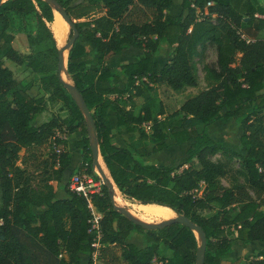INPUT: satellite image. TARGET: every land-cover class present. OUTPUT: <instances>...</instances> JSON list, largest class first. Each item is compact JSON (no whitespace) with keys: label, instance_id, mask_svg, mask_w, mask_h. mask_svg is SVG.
Here are the masks:
<instances>
[{"label":"trees","instance_id":"1","mask_svg":"<svg viewBox=\"0 0 264 264\" xmlns=\"http://www.w3.org/2000/svg\"><path fill=\"white\" fill-rule=\"evenodd\" d=\"M55 1L78 33L67 72L92 112L100 158L121 196L138 205L169 208L200 226L206 238L204 264H240L230 256L233 242H264V5L181 0L182 17L167 13L173 0ZM54 19L42 0H6L0 6V264H81L80 255L92 252L86 200L68 189L66 199H57L53 188L71 164L61 136L75 132L81 134L76 171L88 163L97 179L88 128L56 75L59 46L49 27ZM16 35L38 50L21 54ZM207 47L216 53L214 65L205 67L208 88L166 115L155 88H196L193 61ZM129 48L142 54L132 63L108 66L111 57ZM161 48L173 54L159 67L154 58ZM5 60L29 74L17 81ZM36 75L44 90L52 88L47 100L27 94ZM51 101L61 102L68 115L33 124ZM110 112L116 130L131 136L125 147L108 138ZM222 119H237L244 154L205 132ZM144 125L149 132L142 130ZM167 142L189 143L186 168L143 161L167 149ZM44 147L49 152L40 158ZM217 155L224 160L213 161ZM236 159L239 169L231 170L228 163ZM222 179L229 187L222 186ZM90 201L102 215L101 264H150L160 254L164 264H195L199 243L189 229L172 224L147 231L133 225L113 207L103 185ZM135 233L144 236V248L127 242ZM248 264H264V247Z\"/></svg>","mask_w":264,"mask_h":264},{"label":"rangeland","instance_id":"2","mask_svg":"<svg viewBox=\"0 0 264 264\" xmlns=\"http://www.w3.org/2000/svg\"><path fill=\"white\" fill-rule=\"evenodd\" d=\"M256 1H258L260 5H264V0H256ZM167 11H169V14L171 16L182 15L183 17L185 15V13L183 14L181 12L180 2L178 0H173L172 6ZM56 15L57 13H55V19H56ZM55 19H54V22H55ZM53 23H51L49 27H51ZM16 25L20 26V24H16ZM67 36H68V33L66 37L63 39V41L67 38ZM15 42L17 44L18 51L23 55L31 54L37 51L39 48V47H34V48L29 49L26 46L24 39L20 35L15 36ZM172 54H173L172 49L161 48L155 58V61L157 62L158 66L162 67L166 62H168V60L172 57ZM215 61H216V53H215V49L212 47H207V49H205V51L203 52V56L201 58L196 57L194 59L193 62L196 68V75L198 78V86L196 88H186L180 92L172 91L165 84L158 85L155 88L153 95L154 97H157L162 102L166 115L173 113L180 107V105L184 101L192 98L193 96L198 94L200 91L208 88V82L205 79L206 77L205 67H207L208 65H214ZM108 64L111 66V63H109V61H108ZM4 66L9 68L12 71L13 76L17 81H22V79L29 74L28 70L21 69L18 67V65L8 60L4 61ZM40 77H41L40 75L34 76V81L29 87L28 91L31 93V95H34L35 97L42 96L47 100L49 94L51 93L52 88H48V90H44L42 88L41 82H39ZM67 110L68 109L65 108L62 105V103L59 101L48 102L45 112L42 113V116L38 115L37 117H35L33 119V124L39 125L42 122H45V121L47 122L53 116L59 117V118L61 117L65 118L68 115ZM142 130H144L145 132H149L148 125H144L142 127ZM205 132L215 142L220 143L221 145H223L224 147L232 151H236V152L244 154L239 144L240 137L243 134V130L240 124L237 122V119L218 121L206 127ZM79 139H81V134L79 132H75L74 134L71 135L69 139L70 150H68L70 155H71V152H74L76 141H78ZM167 145L168 147H171V146L173 147L167 149L166 151H161L160 153H157L155 155L154 162H156L157 165H161V166L165 164L171 165L177 171H180L181 169L186 168L187 155L185 151L187 150L189 143L179 145V146H174V142H167ZM176 149L180 150L179 154L176 157H174V161H171V163H167V161L169 160L168 158H169L170 153L176 151ZM48 152H49V148L47 147L41 148V150L39 151V155H40L39 157L44 158L46 153ZM74 160H75V153H73V161ZM212 160L217 161V160H224V159L220 155H217L213 157ZM228 166L231 170H238L239 161L237 159L233 160L232 162L228 163ZM75 172H76V169L71 170L66 175L64 174V177L61 180V182L54 184L56 185L57 190L65 191L67 189V182L70 176ZM94 175L95 177H97L96 180L102 181L100 174L98 173L97 170H94ZM221 184L224 187H229L228 180L226 179H222ZM102 185L104 186V184ZM251 195L253 196V194ZM118 196L116 197V204L118 207H124L128 210H132L133 212L137 211V209L139 208L138 207L139 205L137 203L122 197L121 194H119ZM137 213L139 214L138 211L135 214ZM141 221L146 222V223H151V224H159L164 220L143 218L141 219ZM263 247H264V242H253V243H250L249 245H242L240 242L235 241L233 242L232 253L230 256L233 259L239 260L240 264H248L251 259H254L256 257L258 250L262 249ZM163 256H164L163 254H160L158 257L162 258ZM166 256L168 255H165V257Z\"/></svg>","mask_w":264,"mask_h":264},{"label":"water","instance_id":"3","mask_svg":"<svg viewBox=\"0 0 264 264\" xmlns=\"http://www.w3.org/2000/svg\"><path fill=\"white\" fill-rule=\"evenodd\" d=\"M5 1L6 0H0V6ZM42 1L48 4L52 8L53 12H56L68 26L69 29L68 36L64 41L61 42V47H58L56 75L58 77L59 83L68 92L73 102L75 103L76 107L78 108L80 114L84 118L85 124L89 131L92 168L97 170L98 173L100 174L101 180L109 193V198L113 207L117 210L119 214H121L124 218L130 221L133 225L143 230L156 231L163 229L172 224H177L189 229L191 232H193L196 235V238L199 241V245L196 249L195 264H204L206 238L200 226L192 223L188 218L184 216H177L175 214L172 219L162 221L159 224L142 222L140 220L135 219L128 209L124 207H117L114 204V188H113L114 184L112 183L110 178L106 177L98 161V159L100 158V152L95 137L92 112L88 109L84 99L82 98L78 90L72 85V83L71 82L66 83L62 80V71L65 66L64 54L67 53V58H68V52L72 47V45L74 44V42L76 41L78 33L75 30L74 24L69 18L64 8H62L55 0H42ZM71 30H73V34L70 37ZM67 58H66V68H67Z\"/></svg>","mask_w":264,"mask_h":264},{"label":"crops","instance_id":"4","mask_svg":"<svg viewBox=\"0 0 264 264\" xmlns=\"http://www.w3.org/2000/svg\"><path fill=\"white\" fill-rule=\"evenodd\" d=\"M181 4V0H178ZM181 9V8H180ZM169 10V9H168ZM182 12V11H181ZM167 13L169 14V11H167ZM184 14V13H183ZM88 47L90 49H93V46L92 45H88ZM167 49H171V48H167ZM173 51V49H172ZM159 52V51H158ZM142 54V50L139 49V48H129L127 50H124L122 51L120 54L116 55V56H113L110 60H109V63H111V66L108 64L109 67L111 68H115L117 67L118 65H120L121 63H132L134 61V59L138 56H140ZM157 56V54H156ZM117 59H116V58ZM156 58V57H155ZM155 58H154V61H155ZM116 60V61H115ZM156 62V61H155ZM114 63V64H112ZM157 63V62H156ZM158 65V64H157ZM25 78V77H24ZM23 78V79H24ZM124 81V80H123ZM123 81L121 83H123ZM27 94L31 97H35L34 95H31V93L29 91H27ZM46 114V113H45ZM42 116V114L40 115ZM61 118H64V117H61ZM224 120V119H222ZM221 121V120H220ZM46 122V121H45ZM44 123V122H42ZM106 130H107V135H108V138L118 144L120 147H125L127 144H129V141H130V135H128L125 130H116V121H115V117H114V113L110 112L108 114V121L106 123ZM80 133V132H79ZM71 135L66 136V141H67V149L70 150L69 148V139H70ZM135 139L138 138V134H135L134 135ZM80 140V139H79ZM78 140V141H79ZM76 141V144H75V150L74 152H71V164L69 166V168L64 172V174L66 175L67 173H69L71 170H74L76 169L78 166H79V163L81 162V154L79 152V150L77 149V142ZM183 145V144H182ZM173 147V146H171ZM171 147H168L167 149L171 148ZM167 149L165 150H162V151H166ZM148 151H150V148L147 149ZM161 152V151H160ZM158 152V153H160ZM180 150L179 149H176V151L170 153L169 155V160L167 161V163H171V161H174V157H176L178 154H179ZM186 152V151H185ZM73 153H75V160L73 161ZM157 154V153H156ZM156 154H152L151 156L147 157V158H144L143 161L144 162H147V163H151V164H154V165H157L156 162H154V158H155V155ZM102 161V160H101ZM103 163V162H102ZM158 166H161V165H158ZM171 167V165H168V164H165L163 165V167ZM64 174H63V177H64ZM62 177V179H63ZM55 183H53V188H54V192L56 194V198L57 199H66L67 198V194L65 193V191H59L57 190V187L56 185H54ZM59 191V192H58ZM120 194V193H119ZM118 195L116 194V197ZM0 203H1V194H0ZM128 243L130 244H133L134 246H136L137 248L139 249H142L145 247V242H144V236L141 235V234H138V233H135L131 236V238L127 241ZM90 254H81L80 255V259H81V264H86L87 261H88V257H89ZM63 259L67 260V257L65 255H62L61 256Z\"/></svg>","mask_w":264,"mask_h":264},{"label":"built area","instance_id":"5","mask_svg":"<svg viewBox=\"0 0 264 264\" xmlns=\"http://www.w3.org/2000/svg\"><path fill=\"white\" fill-rule=\"evenodd\" d=\"M61 138L66 139V135L61 136ZM89 167L90 165L88 163H82L78 170L70 176L67 182V189L71 193L81 196L86 200L88 204L87 208L91 214V218L88 223L90 224L89 232L93 236L91 243L92 252L88 257L86 264H101L99 261V249L101 247L102 234L99 223L102 219V215L91 203L90 197L91 195L98 194L100 192L103 182L94 179V177L89 173ZM94 170L95 169H93V173ZM150 264H164V261H162L159 257H154Z\"/></svg>","mask_w":264,"mask_h":264},{"label":"bare ground","instance_id":"6","mask_svg":"<svg viewBox=\"0 0 264 264\" xmlns=\"http://www.w3.org/2000/svg\"><path fill=\"white\" fill-rule=\"evenodd\" d=\"M55 13L56 12H54V14ZM51 29H52V31H53L56 39H57L58 46L61 47V42L66 37L69 29H68L67 24L62 20V18L58 14L56 15L55 22L52 24ZM66 58H67V53L64 54L65 66H64V69L62 71V80L66 83H69L70 77H69V74H68L67 68H66ZM98 161H99V164H100L102 171L104 172L106 177L109 178L108 172H107L106 168L104 167V164L102 163L101 158H99ZM113 188H114V204L117 206L116 194L119 195L120 192L118 191V189L116 188L115 185H113ZM138 207L139 208L137 209V211L139 212V214L138 213L135 214L137 211H134L135 213L132 210H129V211L131 212V214L133 215V217L135 219L140 220V221L143 218L160 219V220L165 221V220H169L172 217H174V214H175L169 208L161 207V206L139 205Z\"/></svg>","mask_w":264,"mask_h":264}]
</instances>
